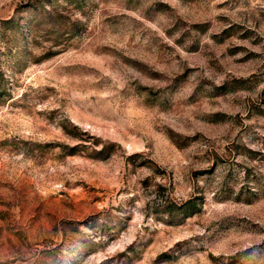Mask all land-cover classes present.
Here are the masks:
<instances>
[{
    "label": "rangeland",
    "instance_id": "1",
    "mask_svg": "<svg viewBox=\"0 0 264 264\" xmlns=\"http://www.w3.org/2000/svg\"><path fill=\"white\" fill-rule=\"evenodd\" d=\"M10 18L0 264H264V0H0Z\"/></svg>",
    "mask_w": 264,
    "mask_h": 264
},
{
    "label": "trees",
    "instance_id": "2",
    "mask_svg": "<svg viewBox=\"0 0 264 264\" xmlns=\"http://www.w3.org/2000/svg\"><path fill=\"white\" fill-rule=\"evenodd\" d=\"M15 20H13L12 18L10 19H1L0 20V27H5V29L7 28H12L15 25ZM33 26L35 27V22H33ZM1 38L2 40L4 39V33H1ZM1 56H2V47L0 45V97H3L4 95H7V84L8 81L4 75V72L2 70V60H1ZM167 203V202H166ZM163 203V204H159L158 206H162L161 207V211L162 213H166L168 215L169 218H171L172 220H174V218H176V216H179L180 214H187V210H188V206L186 204L184 205H176L173 203Z\"/></svg>",
    "mask_w": 264,
    "mask_h": 264
}]
</instances>
